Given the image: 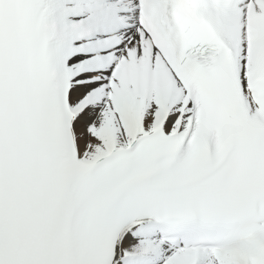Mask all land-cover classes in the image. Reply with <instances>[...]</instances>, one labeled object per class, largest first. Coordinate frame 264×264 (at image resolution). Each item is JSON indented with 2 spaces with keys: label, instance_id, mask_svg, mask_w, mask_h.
<instances>
[{
  "label": "snow or ice",
  "instance_id": "6c2138e0",
  "mask_svg": "<svg viewBox=\"0 0 264 264\" xmlns=\"http://www.w3.org/2000/svg\"><path fill=\"white\" fill-rule=\"evenodd\" d=\"M0 264H264V0H0Z\"/></svg>",
  "mask_w": 264,
  "mask_h": 264
}]
</instances>
